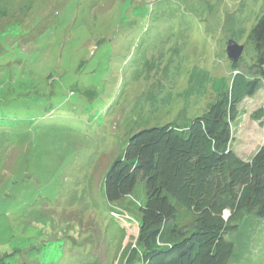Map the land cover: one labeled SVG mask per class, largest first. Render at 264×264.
I'll return each instance as SVG.
<instances>
[{
    "label": "rangeland",
    "instance_id": "rangeland-1",
    "mask_svg": "<svg viewBox=\"0 0 264 264\" xmlns=\"http://www.w3.org/2000/svg\"><path fill=\"white\" fill-rule=\"evenodd\" d=\"M263 11L264 0H0V264H117L143 188L108 202L107 168L137 130L205 111L209 78L232 74L228 39L244 45L241 70L255 62L248 35ZM238 108L230 147L247 160L264 145V113L252 116L264 85ZM225 238L228 264H264V217L244 215Z\"/></svg>",
    "mask_w": 264,
    "mask_h": 264
},
{
    "label": "trees",
    "instance_id": "trees-1",
    "mask_svg": "<svg viewBox=\"0 0 264 264\" xmlns=\"http://www.w3.org/2000/svg\"><path fill=\"white\" fill-rule=\"evenodd\" d=\"M248 40L255 62L241 70L239 59L230 62V78L211 76L215 97L202 114L137 130L107 168L108 202L121 203L138 184L143 188L135 205L136 242L121 248L117 264H228L234 243L226 233L244 215L264 217V145L247 160L230 147L239 104L264 85V11ZM263 113L259 108L252 116Z\"/></svg>",
    "mask_w": 264,
    "mask_h": 264
},
{
    "label": "water",
    "instance_id": "water-1",
    "mask_svg": "<svg viewBox=\"0 0 264 264\" xmlns=\"http://www.w3.org/2000/svg\"><path fill=\"white\" fill-rule=\"evenodd\" d=\"M244 45L239 44L233 39L226 41L225 52L230 62H236L240 59Z\"/></svg>",
    "mask_w": 264,
    "mask_h": 264
},
{
    "label": "clouds",
    "instance_id": "clouds-1",
    "mask_svg": "<svg viewBox=\"0 0 264 264\" xmlns=\"http://www.w3.org/2000/svg\"><path fill=\"white\" fill-rule=\"evenodd\" d=\"M113 213V212H112Z\"/></svg>",
    "mask_w": 264,
    "mask_h": 264
}]
</instances>
